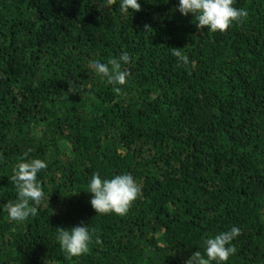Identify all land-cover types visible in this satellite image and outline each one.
I'll return each mask as SVG.
<instances>
[{
    "label": "trees",
    "instance_id": "1",
    "mask_svg": "<svg viewBox=\"0 0 264 264\" xmlns=\"http://www.w3.org/2000/svg\"><path fill=\"white\" fill-rule=\"evenodd\" d=\"M139 2L0 0V264H185L232 226L225 264H264V0H235L247 17L223 32L197 28L178 0ZM122 52L116 92L89 64ZM25 154L48 165L45 197L16 222ZM94 173L140 185L125 215L91 207ZM81 222L92 241L69 257L57 228Z\"/></svg>",
    "mask_w": 264,
    "mask_h": 264
},
{
    "label": "clouds",
    "instance_id": "2",
    "mask_svg": "<svg viewBox=\"0 0 264 264\" xmlns=\"http://www.w3.org/2000/svg\"><path fill=\"white\" fill-rule=\"evenodd\" d=\"M115 0H108L111 5ZM235 0H178L176 10L183 16L191 14L197 21V28L207 27V31H226L233 23L240 22L247 17L244 9L234 7ZM121 13L141 10L139 0H119ZM146 32L151 29L144 26ZM179 60L187 63V58L179 51H173ZM127 52L119 57H111L107 63L99 60L89 64V68L105 83L114 87L116 92L128 82L130 73L122 65L130 62ZM45 160L39 158L28 159L26 154L18 159L13 169L12 180L17 191V200L7 205V213L11 220L23 222L30 216L37 214V207L45 193L38 181V173L47 168ZM91 194L90 205L97 214L114 213L125 215L131 204L140 196L141 187L129 173L116 174L111 179L102 178L94 173L87 184V191ZM241 234L239 227L232 226L228 231L220 232L204 241L205 255L195 252L185 261V264H225L231 255L236 253L232 241ZM93 230L90 226L81 224L71 228H57V240L61 248L69 257L86 253L92 241Z\"/></svg>",
    "mask_w": 264,
    "mask_h": 264
}]
</instances>
